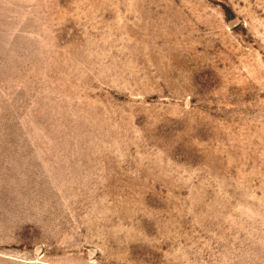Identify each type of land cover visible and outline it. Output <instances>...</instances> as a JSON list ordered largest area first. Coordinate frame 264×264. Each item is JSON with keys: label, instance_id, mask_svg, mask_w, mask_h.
<instances>
[{"label": "rangeland", "instance_id": "374dc122", "mask_svg": "<svg viewBox=\"0 0 264 264\" xmlns=\"http://www.w3.org/2000/svg\"><path fill=\"white\" fill-rule=\"evenodd\" d=\"M0 264H264V0H0Z\"/></svg>", "mask_w": 264, "mask_h": 264}]
</instances>
